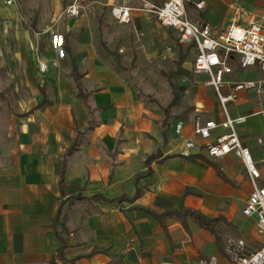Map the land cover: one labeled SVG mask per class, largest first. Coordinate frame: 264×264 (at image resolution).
I'll return each instance as SVG.
<instances>
[{"label":"crops","instance_id":"0c3cea01","mask_svg":"<svg viewBox=\"0 0 264 264\" xmlns=\"http://www.w3.org/2000/svg\"><path fill=\"white\" fill-rule=\"evenodd\" d=\"M6 1L5 7L14 6ZM68 1L50 0L49 19H42L47 26L65 19V54L57 67L51 65L53 36L23 30L0 36V57H6L8 67L12 63L14 73H22L25 90L19 98L5 99L0 92V99L14 108L0 113L7 122L6 142L0 143V264H198L212 256L217 264H232L223 252L226 239L243 240L247 254L259 249L263 237L255 220L242 214L252 192L242 162L232 155H180L185 139L203 143L192 135L195 117L223 120L213 88L205 86L207 79L199 80L206 75L194 74L195 112L179 119L184 129L176 136L178 120L171 122L165 110L139 97L121 68L96 47L98 36L72 35L80 16L63 14ZM114 1L101 3L110 16ZM184 9L191 21L215 32L233 23L246 26L251 17L264 23V0H184ZM135 19L142 28L160 30L165 42L177 40L176 32L156 19L132 13L130 23ZM177 45L178 59L179 46L187 47ZM40 62L47 65L44 72ZM232 66L227 82L256 83L262 77L257 67L242 71ZM77 85L84 101L77 97ZM203 88L215 98L218 113L200 103ZM231 105L230 116H248L238 134L263 178L264 147L256 141L263 136V122L252 115L256 90L240 91ZM258 184L264 187V180ZM180 210L213 220L214 233L188 215L171 213Z\"/></svg>","mask_w":264,"mask_h":264},{"label":"built area","instance_id":"2783aa9c","mask_svg":"<svg viewBox=\"0 0 264 264\" xmlns=\"http://www.w3.org/2000/svg\"><path fill=\"white\" fill-rule=\"evenodd\" d=\"M86 0H69L63 14L69 18H77L84 9ZM6 5H13L7 0ZM202 3L197 7L201 8ZM110 13L120 24L131 21V14L137 13L145 18H154L163 28L176 32L179 44L190 48L193 52L192 73L207 76L205 86L212 87L220 106L223 120L220 123L199 116L192 120V135L202 140L196 143L193 138L185 139L180 155L190 157L194 153L204 152L209 159H220L232 155L239 159L245 167L247 177L252 186L242 214L255 220L256 231L263 237L259 249L245 253V242L238 238H228L224 242L223 252L232 264H264V187L258 182L262 172L243 144L238 127L247 122L248 116L232 117L226 107L238 101V93L255 89L257 94V110L252 115H259L263 122V136L257 144L264 147V23L251 17L246 26L231 24L226 30L215 32L208 25H198L191 21L184 9V0H115L110 4ZM257 67L262 77L256 82H227L225 78L234 71ZM42 72L47 69L45 62H40ZM230 89L224 93L223 89ZM184 122L178 120L174 124V134L181 137ZM218 129L224 131L218 134ZM264 168V159L260 162ZM198 264H217L215 257L202 258Z\"/></svg>","mask_w":264,"mask_h":264},{"label":"rangeland","instance_id":"374dc122","mask_svg":"<svg viewBox=\"0 0 264 264\" xmlns=\"http://www.w3.org/2000/svg\"><path fill=\"white\" fill-rule=\"evenodd\" d=\"M5 0H0V36H13L15 31H32L36 36H53V49L55 60L51 62L54 67L58 66V59H62L64 49L62 48V34H64L65 19H58L49 26L42 19H49L50 0H12L13 7L7 8ZM107 0H92L85 4L80 12L79 26L72 34L77 36H98L96 47L109 58L113 65L121 68L122 74L127 81L132 83L139 97L150 103L161 113L168 110L171 122L194 115L195 96V75L192 74L191 62L193 56L189 55L183 65V71L177 72L176 60L178 55L177 40L170 37L164 41V35L160 30L152 27L142 28L139 20L129 22L127 25H120L109 14V9L101 5ZM13 24H9L10 22ZM47 21V20H46ZM7 43L9 40H7ZM169 45V46H168ZM172 48V51L170 48ZM164 50V54L160 53ZM41 52V49L38 51ZM64 60V57H63ZM5 56L0 57V92L7 97L19 98L25 90L22 88V73H14L12 63L7 65ZM252 75V74H251ZM207 76H199L201 83ZM248 80H255L250 76ZM257 80V79H256ZM176 87L180 94L175 105L170 106L173 100L172 88ZM14 86V88L12 87ZM200 96V103L214 114L218 113L215 98L208 95V89ZM227 104V109L231 108ZM16 110L18 106L15 107ZM13 105L7 104V100L0 99V113H7L13 110ZM7 129V122L0 120V143L6 142L3 136ZM7 144V143H6ZM264 153V150H262ZM253 159L255 156L252 153Z\"/></svg>","mask_w":264,"mask_h":264},{"label":"trees","instance_id":"16d2710c","mask_svg":"<svg viewBox=\"0 0 264 264\" xmlns=\"http://www.w3.org/2000/svg\"><path fill=\"white\" fill-rule=\"evenodd\" d=\"M179 49H180L179 50V56H178V59L176 61V69H177V72H182L183 71L182 65L186 61V58L190 54V48L184 49L182 46H179ZM76 87L78 90L77 97L84 101V94L81 91L80 86L77 85ZM170 87L172 88L173 100L171 101L169 107L175 105L176 102L180 98V94H179V92H177L176 87L173 84H170ZM165 113L166 114L168 113L167 109L165 110ZM151 160H152V157L147 159L146 164L148 165ZM147 173L149 174L150 171H148ZM64 174H65V169L63 168L61 170L60 180H59V186L61 188V191L63 189ZM138 195H139V193H137L136 196H138ZM117 201H119V199ZM171 213L176 215V216H179V217H184L185 215H188V216L192 217L195 221H197V223L201 227L205 228L206 230H208L211 233H214L213 220H208L205 217H203L202 215L198 214L197 212H193L190 210H180V212L172 211Z\"/></svg>","mask_w":264,"mask_h":264}]
</instances>
